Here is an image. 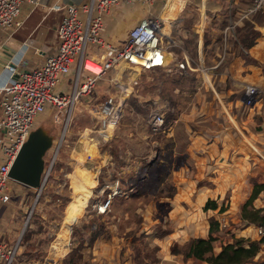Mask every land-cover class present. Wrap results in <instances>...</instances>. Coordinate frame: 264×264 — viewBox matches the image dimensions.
I'll list each match as a JSON object with an SVG mask.
<instances>
[{
    "label": "crops",
    "instance_id": "crops-1",
    "mask_svg": "<svg viewBox=\"0 0 264 264\" xmlns=\"http://www.w3.org/2000/svg\"><path fill=\"white\" fill-rule=\"evenodd\" d=\"M85 1L25 2L20 24L11 30H0V115L1 87L9 76L7 64L14 63L18 70L41 65L57 49V28L66 6ZM227 1L228 7H223L227 9L225 15L229 16L233 3ZM179 3L180 0H165L162 27L172 26ZM145 4L149 6L153 2L114 7L105 16L107 39L122 43L129 29L153 12L148 6L142 7ZM209 7L214 10L210 19L221 15L222 5ZM206 10V0H200L198 28L182 32V43L189 33L195 35L198 55L194 63L197 66L186 73L166 71V75L172 74L173 78L162 80L156 89L154 108H160L168 117L171 113L168 106L174 107L176 112L171 117H177L178 121L168 122L170 130L157 134L151 131L146 118L118 128L111 143L115 157L108 153V162H105L108 176L100 189L102 196L98 192L94 202L116 189L119 191L112 195L111 207L103 213L93 208V202L91 210L101 214H97L100 220L95 223L96 229L83 235L79 258L76 255L77 264L84 258L86 264H211L185 255V249L192 239L208 237L213 217L220 220L226 216L234 226L233 233H227L229 236L218 232L216 251L234 236L258 239L256 234L237 230L249 225L243 223L241 212L254 189H258V193L251 205L264 207V164L255 151V148H264V98L253 108H246L241 102L247 83L264 87L263 67L256 59L257 55L264 56V45L258 40H264V9L240 22L237 27L240 35L229 37L227 59L218 68L211 67L217 57L212 65L207 64L206 48L211 46L215 48L213 56L218 54L224 39L223 27L228 21L221 26L219 37L205 40L206 31L210 34L216 31L210 25L205 27ZM178 30L180 32L181 28ZM258 32L260 37L256 36ZM188 41L193 42V39ZM183 47L193 58V52L186 45ZM252 63H257L259 68ZM178 78L185 82L179 83ZM173 82L177 83L171 86ZM119 159L124 165L119 167L118 164L115 168L114 163H119ZM114 171L115 178L112 177ZM259 185L263 187L260 189ZM208 199L215 200L217 207L205 209ZM222 206L226 208L223 211ZM35 207L39 208V203ZM20 218L21 214L10 210L9 205L1 206L0 239L10 245L18 241V254L24 234ZM62 228L63 222L58 238L51 243L46 264H54L63 255ZM72 244L68 253L74 255L73 250L78 246ZM0 264L4 263L0 260Z\"/></svg>",
    "mask_w": 264,
    "mask_h": 264
},
{
    "label": "built area",
    "instance_id": "built-area-1",
    "mask_svg": "<svg viewBox=\"0 0 264 264\" xmlns=\"http://www.w3.org/2000/svg\"><path fill=\"white\" fill-rule=\"evenodd\" d=\"M40 1L42 0H0V30H11L20 24L19 17L25 2L37 4ZM240 1L243 0L232 2L229 20L223 27L221 50L218 51V58L212 68H218L225 63L229 49L228 39L231 34L234 35L240 22L264 9V0H247L245 4ZM135 2L149 3L150 0H87L82 3H70L66 6V12L57 28V49L50 53L41 65L18 70L14 63L7 64L9 76L1 87L0 208L12 199L11 181L15 179L9 175L10 168L31 131L37 127L40 116L49 115L55 122L60 121L63 124L58 146L48 166L45 163V186L78 102L92 92L101 77L113 72L123 63L135 65L143 71L179 70L186 73L189 69H194L191 65L193 58L187 50H184V57L178 58L173 56L172 51L164 44L163 37H167L168 42L175 43V40L162 32V23L157 17L146 16L141 19L129 29L120 44L107 39L105 16L116 6ZM168 54H172L170 59ZM72 72L71 81L63 78L66 75L71 76ZM263 98V86L247 83L241 102L246 108H253L258 106ZM122 102L117 94L107 96L95 110L98 122L105 127L111 121H116L117 126ZM167 110L175 112L171 106H168ZM172 121H178L177 117L172 118ZM148 124L154 134L167 132L171 128L167 116L160 108L151 110ZM255 151L264 164V148H255ZM118 191L119 189H116L112 194L94 202L93 208L100 213L109 210L112 195ZM41 192L42 190H37V198ZM262 195L264 196V190ZM36 200L29 209L27 222L35 208ZM219 221L221 232L227 233L234 229L226 216ZM251 224L256 225L260 240V250L256 258L262 260L264 223ZM18 248V241L10 245L0 239V260L4 264H12L17 259Z\"/></svg>",
    "mask_w": 264,
    "mask_h": 264
},
{
    "label": "rangeland",
    "instance_id": "rangeland-1",
    "mask_svg": "<svg viewBox=\"0 0 264 264\" xmlns=\"http://www.w3.org/2000/svg\"><path fill=\"white\" fill-rule=\"evenodd\" d=\"M231 1L233 2L234 0H230V2ZM152 2V5L148 6V4H145L141 6H148L147 9L150 7L153 12L149 16L157 17L161 20L162 12H164L162 6L165 0H152ZM180 2L172 26H168L167 28L163 25L162 27L163 32L171 36L172 40H175V43L172 41L168 42L169 39L167 37H163V40L164 44L168 46V49L172 51L173 56L178 58L184 57V50H186V47H183V45H186L188 49L193 52L191 65L196 67L197 63L195 64L194 62L196 61L194 60H197L198 53L195 51V35L189 33V37L185 38V43H182L181 39L183 29H197L200 24V0H180ZM206 2L207 23L205 27L210 25L213 27V30L216 28L215 33L212 32V34L206 31L205 40L209 41L212 37H219L221 26L225 25L229 19L228 15H225L227 9L225 10V7H223H228V1L206 0ZM240 2L245 4L247 0ZM217 4L222 5V8L219 10L221 13L220 16L222 17L219 16V19H210L214 10H211L209 5ZM249 23L250 22H248V24ZM178 28H181L180 32ZM248 32L250 33V31ZM259 32L256 33L257 37L261 35ZM232 35L233 34H231V36ZM234 35H240V31L236 30ZM190 38L193 39V42L188 41ZM258 40L264 45V40ZM213 50H215V48L213 49L211 46L206 48L208 65L213 64V59L215 57L218 58L216 54L213 56ZM171 56L172 54H170V57ZM256 59L257 61H261L264 72V62L262 61L264 60V56L257 55ZM252 66H257L259 68L257 63H252ZM172 67H174V64H172ZM189 70L191 71V69ZM72 77L73 72L71 76L66 75L63 78H67L68 81H71ZM168 78H173V75H166V71L164 70L143 71L131 67L128 64H122L113 72L104 75L96 82L92 92L88 94L85 99L78 102L68 131L63 135V141L53 168L48 176L46 186L40 196L38 198L36 197L37 189L16 180L11 181L12 199L7 205H9L10 210H15L16 214H21V228L22 226L24 227L22 239L23 246L13 264H46L51 243L58 238L62 222L63 255H60L54 264H77L76 255L79 258L78 249L82 247H79V245H82L84 240L83 235L86 234L87 231L96 229L94 228L95 223L100 220L97 214L99 216H101V214H96L91 208L93 202L96 200V194L99 192L100 196H102L100 189L104 187L103 184L108 176V164L105 162L108 160L107 156L109 152L111 153L109 155L114 156L111 143L116 136V132L118 128L124 127L128 123L136 122L139 119L145 121V118L148 120L149 114L155 105L154 98L157 92L156 89L161 85L160 82L162 80L166 81L165 79ZM176 80L179 83L185 82V80H181V78ZM176 83L177 82L171 83V86L176 85ZM111 94H117L123 100L121 116L117 126L115 122L114 125L104 127L103 124L98 122L96 117L97 112H95V110H97L99 103ZM175 112L170 113L168 122L172 121L173 113ZM37 127H43L48 135L53 138V146L50 147L45 154V163L46 166H48L51 156L61 138L60 135L63 131V124L60 121L55 122L52 117L43 114L39 117ZM105 131L109 133L110 138L103 140V135L107 134ZM91 141L93 143H91ZM118 161L119 163H114L115 168L118 164L119 167L124 165L123 160L119 159ZM114 173L112 174L113 178L116 176V173ZM87 194V203L82 208V204L78 202V200H81L82 197H87ZM35 200L37 204L39 203V208H34L27 222L29 209ZM118 209L122 210L123 208L119 207ZM3 215L4 218L8 216L7 213ZM82 215L83 217L80 219ZM237 231H242V233L244 232L245 234L258 235L255 224H249L245 229ZM227 233L225 234L228 235ZM229 233L231 234L233 232ZM71 244L73 246L77 244L78 246L73 250L74 255H72V252L68 253L70 248H72ZM66 248H68L67 252H65ZM85 260V258L82 261L80 260L81 264H86Z\"/></svg>",
    "mask_w": 264,
    "mask_h": 264
},
{
    "label": "trees",
    "instance_id": "trees-1",
    "mask_svg": "<svg viewBox=\"0 0 264 264\" xmlns=\"http://www.w3.org/2000/svg\"><path fill=\"white\" fill-rule=\"evenodd\" d=\"M259 187L261 189L263 186L259 185ZM257 193L258 189H254L249 199L242 205L241 214L245 225L248 223H264V207L255 208L251 205ZM87 198L88 194L87 197H82L81 200H78V202L82 204V208L86 205ZM204 207L205 209L215 208L217 207V202L208 199ZM224 209H226L224 206L220 207L221 211ZM220 230L221 226L219 219L214 217L211 218L208 237H197L192 239L185 249V255L203 259L211 264H264V259L259 260L256 258L260 250V240L258 239L234 236L232 240L227 239L226 242L222 244L221 249L216 251L215 242L218 239V232ZM67 249L68 248H66L65 252H67Z\"/></svg>",
    "mask_w": 264,
    "mask_h": 264
},
{
    "label": "water",
    "instance_id": "water-1",
    "mask_svg": "<svg viewBox=\"0 0 264 264\" xmlns=\"http://www.w3.org/2000/svg\"><path fill=\"white\" fill-rule=\"evenodd\" d=\"M52 145L53 138L43 127L32 130L10 168V177L42 190L45 183V154Z\"/></svg>",
    "mask_w": 264,
    "mask_h": 264
},
{
    "label": "bare ground",
    "instance_id": "bare-ground-1",
    "mask_svg": "<svg viewBox=\"0 0 264 264\" xmlns=\"http://www.w3.org/2000/svg\"><path fill=\"white\" fill-rule=\"evenodd\" d=\"M162 23V22H161ZM163 32V31H162ZM169 59H170V54H168V56H167ZM123 64H128V65H130L131 67H135V68H137V69H139V70H142V68H140V67H137V66H135V65H132V64H129V63H123ZM136 81V80H135ZM116 121H111L110 122V124L107 126V127H109V126H111V125H114V123H115ZM107 134H104L103 135V137H102V139L103 140H105V139H109L110 137H109V133L107 132V131H105Z\"/></svg>",
    "mask_w": 264,
    "mask_h": 264
}]
</instances>
